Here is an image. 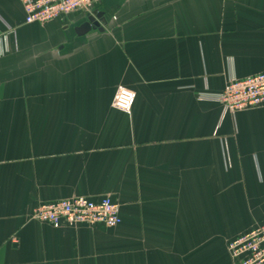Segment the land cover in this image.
Wrapping results in <instances>:
<instances>
[{
	"label": "crops",
	"instance_id": "1",
	"mask_svg": "<svg viewBox=\"0 0 264 264\" xmlns=\"http://www.w3.org/2000/svg\"><path fill=\"white\" fill-rule=\"evenodd\" d=\"M25 24L0 0V264H232L264 223V105L201 99L264 70V0H102ZM131 114L112 107L117 88ZM109 197L122 224L55 229L51 202Z\"/></svg>",
	"mask_w": 264,
	"mask_h": 264
},
{
	"label": "built area",
	"instance_id": "2",
	"mask_svg": "<svg viewBox=\"0 0 264 264\" xmlns=\"http://www.w3.org/2000/svg\"><path fill=\"white\" fill-rule=\"evenodd\" d=\"M102 0H22L25 24H46L76 12L92 14ZM222 105L225 112L235 114L251 107L264 105V70L245 79H231L219 94H201ZM136 95L130 89L119 86L112 107L131 114ZM34 217L55 229L65 227L104 226L119 227L123 220L120 206L111 198L99 201L76 197L40 205ZM232 264H264V223L248 233L230 241L227 247Z\"/></svg>",
	"mask_w": 264,
	"mask_h": 264
},
{
	"label": "water",
	"instance_id": "3",
	"mask_svg": "<svg viewBox=\"0 0 264 264\" xmlns=\"http://www.w3.org/2000/svg\"><path fill=\"white\" fill-rule=\"evenodd\" d=\"M104 18L103 13L94 12L92 14H88L87 21L82 24L81 27L76 29V32L79 36L87 35L92 31H100L104 32V28L102 27V20Z\"/></svg>",
	"mask_w": 264,
	"mask_h": 264
}]
</instances>
